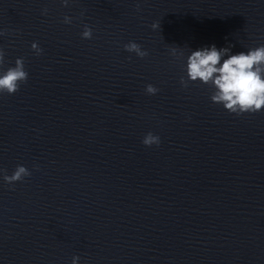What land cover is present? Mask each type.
Returning a JSON list of instances; mask_svg holds the SVG:
<instances>
[{"label": "clouds", "instance_id": "clouds-1", "mask_svg": "<svg viewBox=\"0 0 264 264\" xmlns=\"http://www.w3.org/2000/svg\"><path fill=\"white\" fill-rule=\"evenodd\" d=\"M68 2L69 0H62L65 6ZM137 10H139V5H137ZM44 13H47V9ZM64 23H72V18L65 16ZM151 28L160 29V23L154 22ZM3 34L0 32V35ZM81 36L84 39H91L92 28L85 24ZM31 47L36 55L42 53L37 42H33ZM123 47L129 53H135L139 58L148 55V52L134 41H129ZM169 51L173 57H184L185 55L182 48L175 45H170ZM4 64L5 52L3 48H0V95H13L19 91L22 84L27 83L29 74L22 57L15 60L14 66L4 69ZM185 70L186 77L181 76V85L187 87L189 83L196 82L210 85L213 89L211 101L222 105L227 112L240 116L264 110V45L237 54H232L231 46L218 49L214 44L210 47L191 50L186 57ZM145 91L149 95H155L159 89L148 84ZM160 142L159 136L152 132H148L142 139V143L148 147L159 146ZM34 167L38 170V166L34 165ZM31 174L24 165H17L10 175L7 169L0 168V177L9 186L24 181L25 177ZM79 259V256H73L72 264H78Z\"/></svg>", "mask_w": 264, "mask_h": 264}]
</instances>
